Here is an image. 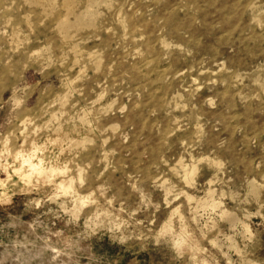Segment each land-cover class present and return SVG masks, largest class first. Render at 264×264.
<instances>
[{
  "label": "rangeland",
  "instance_id": "rangeland-1",
  "mask_svg": "<svg viewBox=\"0 0 264 264\" xmlns=\"http://www.w3.org/2000/svg\"><path fill=\"white\" fill-rule=\"evenodd\" d=\"M0 264H264V0H0Z\"/></svg>",
  "mask_w": 264,
  "mask_h": 264
}]
</instances>
